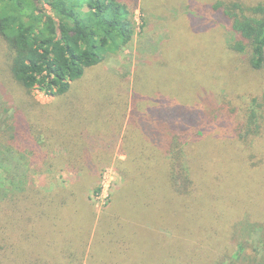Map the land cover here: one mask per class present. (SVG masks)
Returning a JSON list of instances; mask_svg holds the SVG:
<instances>
[{"label": "trees", "instance_id": "obj_1", "mask_svg": "<svg viewBox=\"0 0 264 264\" xmlns=\"http://www.w3.org/2000/svg\"><path fill=\"white\" fill-rule=\"evenodd\" d=\"M207 1L225 52L261 75L264 0ZM131 3L0 0V155L75 176L52 191L27 175L0 185V264H134L146 232L161 236L156 258L171 238V264H264V88L228 111L215 91L177 102L145 68L86 76L131 40ZM108 165L120 184L95 221L85 191Z\"/></svg>", "mask_w": 264, "mask_h": 264}, {"label": "rangeland", "instance_id": "obj_2", "mask_svg": "<svg viewBox=\"0 0 264 264\" xmlns=\"http://www.w3.org/2000/svg\"><path fill=\"white\" fill-rule=\"evenodd\" d=\"M132 1H134L131 3L134 33L131 40L118 51L106 53L100 65L86 76L104 74L122 83L130 80L137 68H145L147 73L145 79L151 85L159 84L171 89V95L177 102H181L183 97L188 100L194 89L201 91L200 93L196 91L199 99H202L201 95L206 94L207 91H215L213 93L216 98L215 104L219 105L220 109L227 108L228 111L236 98L237 104L242 105L264 88V69L261 75L250 73L240 67L242 61H237L225 52L224 42L226 36H229V31L225 27L221 30L219 24H215L214 19L202 10L209 1L130 0ZM245 1L252 3L259 0ZM225 71L227 75L224 74ZM32 94L41 104H46L52 99L38 89H34ZM117 158L123 159L124 156L118 155ZM31 173L16 155L11 153L0 155V185H6L11 177L16 180L27 175L36 187L52 191L58 186H68L75 181V176L66 171L41 177L31 176ZM118 183L120 184L118 174L112 165H108L101 172L98 194L91 195L90 191H85L93 204L95 221L104 212L109 202V195ZM171 212L169 203V217ZM159 237L161 239L160 235ZM159 237L148 232L139 235L132 253L135 257L132 263L144 264V261L150 260L153 264L154 260V264H161L163 261L171 264L173 253L171 238L163 245L165 249L161 258L155 257L156 247H159ZM160 243L162 246V240ZM101 247L94 246V250L99 251ZM113 258L118 259V257ZM113 258L105 260L111 263ZM125 262L130 263L131 260ZM190 264L201 263L197 260Z\"/></svg>", "mask_w": 264, "mask_h": 264}]
</instances>
